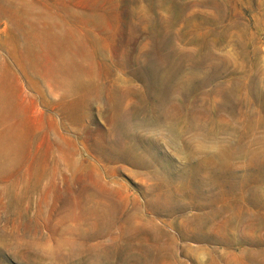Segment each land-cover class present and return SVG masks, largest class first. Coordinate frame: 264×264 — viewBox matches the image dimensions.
Listing matches in <instances>:
<instances>
[{"label": "rangeland", "instance_id": "obj_1", "mask_svg": "<svg viewBox=\"0 0 264 264\" xmlns=\"http://www.w3.org/2000/svg\"><path fill=\"white\" fill-rule=\"evenodd\" d=\"M0 264H264V0H0Z\"/></svg>", "mask_w": 264, "mask_h": 264}]
</instances>
